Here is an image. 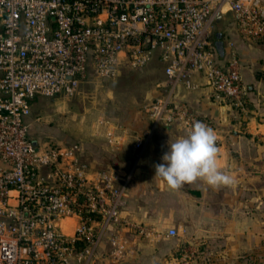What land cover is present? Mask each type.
Wrapping results in <instances>:
<instances>
[{
    "label": "built area",
    "instance_id": "2783aa9c",
    "mask_svg": "<svg viewBox=\"0 0 264 264\" xmlns=\"http://www.w3.org/2000/svg\"><path fill=\"white\" fill-rule=\"evenodd\" d=\"M227 12L242 38L264 43V0H0V264H95L105 241L120 261L127 232L152 235L124 215L127 179L90 171L78 143L31 135L32 102L74 96L90 77L112 80L157 57L165 93L147 106L152 128L136 139V159L160 125L187 132L202 122L219 147L218 123L176 90L199 89L193 78L202 76L233 121L246 118L238 53L221 59L213 40Z\"/></svg>",
    "mask_w": 264,
    "mask_h": 264
},
{
    "label": "crops",
    "instance_id": "0c3cea01",
    "mask_svg": "<svg viewBox=\"0 0 264 264\" xmlns=\"http://www.w3.org/2000/svg\"><path fill=\"white\" fill-rule=\"evenodd\" d=\"M213 40L216 50L218 40L224 44L225 53L221 59H226L230 48H234L238 53L240 66H242L243 88L250 105L245 129L252 136L264 138V43L242 38L232 12H227L218 18L213 28ZM154 68L161 69L160 82L155 87L158 91H154L155 94H153L155 100L165 93L162 86L166 78L164 65L157 57L144 72L150 73ZM193 80L200 86L199 89L191 91L180 86L176 90V99L186 102L201 117L213 119L218 123V137L221 139L218 147V166L221 171L235 177L234 186L213 187L204 180L197 179L184 183L178 189H173L161 178L155 177V165L163 163L162 156L168 151L169 141L173 142L178 137L184 136L186 131L177 124L158 126L152 132L142 158L138 161L134 144L143 132L152 128L148 114L134 113L133 118L128 121H113L115 128L107 125L90 137H81L75 142H62L63 144L78 143L81 145L82 158L90 166V171L102 170L114 173L119 184L124 179L128 180L124 215L143 225L160 219L166 222L168 228L158 235L160 239L156 245L158 251L153 250L145 239L130 231L125 234L126 253L120 261L107 257L111 247L105 241L100 252L103 257L100 256L95 264H166L165 256L167 253L170 254V248L176 247L175 238L167 237V232L170 229H176L180 221H185L184 226L189 237L201 238L208 243L209 237L225 236V232L230 234L232 230L229 228L225 232H219L217 229L209 231L204 229L205 220L214 221L210 224L215 225L216 210L225 205V200L236 198L240 200L243 195L252 204L257 201V188L254 183L250 182L251 175L244 174L245 169H248L242 159L244 152L240 148H235L234 145L236 141L243 138L240 135L241 132L230 135L229 129L234 126V122L229 114L226 122L222 120V106L212 97V90L206 79L196 75ZM86 82L81 85L80 89ZM37 98L32 102V112L34 106L43 99V97L38 100ZM46 133L50 134V132ZM246 198L243 199L246 200ZM254 208L255 206L248 208L245 215L241 217L244 220L243 224H240L235 217L232 220L236 222L230 224L231 228H237L239 237H241V225H248V228H243V232L244 235L248 233L247 237L250 241L251 237L256 236ZM254 247L255 244L248 245V249ZM235 251L237 254L240 253V246L235 248Z\"/></svg>",
    "mask_w": 264,
    "mask_h": 264
},
{
    "label": "rangeland",
    "instance_id": "374dc122",
    "mask_svg": "<svg viewBox=\"0 0 264 264\" xmlns=\"http://www.w3.org/2000/svg\"><path fill=\"white\" fill-rule=\"evenodd\" d=\"M154 60L141 69L125 66L120 75L112 80L90 77L74 96L43 98L34 106L29 120L32 136L40 138L47 145L52 142H75L81 137L94 135L107 125L115 128L113 121H128L133 118L134 113L147 114V106L154 101L153 94L158 91L155 87L160 82V68H154L150 73L144 72ZM233 125L229 129L230 135L240 131L243 137L234 145L244 152L243 163L248 167L244 174L251 175L250 182L257 188V201L252 204L243 195L241 199L239 197L240 200H225V205L216 210L215 225L210 224L214 221L205 220L204 229H217L219 232H225L229 228L232 230L230 234L225 232V236L209 237L208 243L201 238L189 237L184 226L185 221H180L179 226H176V247L170 248V254L165 256L166 264H264V138L249 134L245 124L234 122ZM254 206L256 236L251 237L250 241L248 233L244 235L243 232V228H248V225H241L239 237L237 228H231L230 224L234 217L243 224L241 217L248 208ZM238 211L240 213H236ZM144 227L152 235L140 238L158 251V235L168 229L166 222L157 219L153 223L144 224ZM249 244H255V247L248 249ZM239 246L241 252L237 254L235 248ZM100 256L103 257L99 253Z\"/></svg>",
    "mask_w": 264,
    "mask_h": 264
},
{
    "label": "clouds",
    "instance_id": "9594fccd",
    "mask_svg": "<svg viewBox=\"0 0 264 264\" xmlns=\"http://www.w3.org/2000/svg\"><path fill=\"white\" fill-rule=\"evenodd\" d=\"M216 142L213 129L194 121L184 136L169 141L168 151L162 156L163 163L155 165V177L173 189L197 179L213 187L234 186L235 177L221 171L218 166Z\"/></svg>",
    "mask_w": 264,
    "mask_h": 264
},
{
    "label": "water",
    "instance_id": "95a60500",
    "mask_svg": "<svg viewBox=\"0 0 264 264\" xmlns=\"http://www.w3.org/2000/svg\"><path fill=\"white\" fill-rule=\"evenodd\" d=\"M216 47H217V52H218L220 58H223L224 53H225L224 52V50H225L224 44L221 41L218 40L216 42ZM227 116H228V110H227V108L225 106H223L222 107V120L224 122H226L228 120Z\"/></svg>",
    "mask_w": 264,
    "mask_h": 264
},
{
    "label": "trees",
    "instance_id": "16d2710c",
    "mask_svg": "<svg viewBox=\"0 0 264 264\" xmlns=\"http://www.w3.org/2000/svg\"><path fill=\"white\" fill-rule=\"evenodd\" d=\"M246 98V97H245ZM246 100H247V98H246ZM247 102H248V109H249V107H250V105H249V101L247 100ZM247 116H248V114H247ZM247 116H246V118H247ZM246 118H244L242 121H241V124H245L246 123ZM233 122H235V123H239V122H236V121H233Z\"/></svg>",
    "mask_w": 264,
    "mask_h": 264
}]
</instances>
